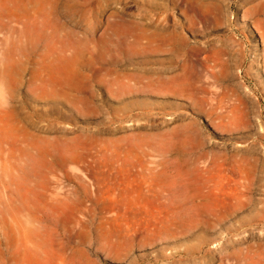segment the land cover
Returning <instances> with one entry per match:
<instances>
[{
  "label": "rangeland",
  "instance_id": "obj_1",
  "mask_svg": "<svg viewBox=\"0 0 264 264\" xmlns=\"http://www.w3.org/2000/svg\"><path fill=\"white\" fill-rule=\"evenodd\" d=\"M0 7V264H264V0ZM128 180L171 201L135 245Z\"/></svg>",
  "mask_w": 264,
  "mask_h": 264
},
{
  "label": "bare ground",
  "instance_id": "obj_2",
  "mask_svg": "<svg viewBox=\"0 0 264 264\" xmlns=\"http://www.w3.org/2000/svg\"><path fill=\"white\" fill-rule=\"evenodd\" d=\"M1 8V7H0ZM1 17V16H0ZM9 19V18H8ZM1 20V19H0ZM60 20V19H59ZM4 22V21H3ZM8 23L9 22H7V24H5L4 23V25H8ZM1 24V23H0ZM3 24V23H2ZM13 25H11V27H12ZM8 27V26H7ZM11 27H8V31L10 30L9 28H11ZM14 28V27H13ZM15 28H17V27H15ZM5 29V28H4ZM18 29V28H17ZM16 30V29H15ZM18 31V30H17ZM15 32V31H14ZM12 34H14V33H12ZM155 39V38H154ZM153 169L154 170V172H155V168L154 167H151V166H148V169ZM140 170H141V168H139ZM145 169V168H144ZM146 169H147V167H146ZM141 170V171H147V170ZM157 169H159V168H157ZM160 170V169H159ZM158 170V173H160V171ZM149 171V170H148ZM151 171V170H150ZM162 171V170H161ZM180 172H182V171H180ZM141 173H143V172H141ZM144 173H146V172H144ZM179 173V172H178ZM199 173H201V172H197V174H199ZM148 174L150 175V173L148 172ZM148 174H146V175H148ZM157 174V173H156ZM171 174V173H170ZM174 174V173H173ZM172 174V175H173ZM184 174H186L187 175V173H183L182 175H184ZM190 174V173H189ZM192 174V173H191ZM136 175H140V171H136ZM143 175H145V174H143ZM145 175V176H146ZM162 175V173L160 174V175H158V176H161ZM164 176L166 175L165 173L163 174ZM169 175V174H168ZM171 175V176H172ZM164 176H162V180H163V178H164ZM178 176V175H177ZM188 176V175H187ZM187 176H186V178H187ZM191 176V175H190ZM203 176H204V174H203ZM139 177V176H138ZM141 177H144V176H142L141 175ZM148 177V176H147ZM150 177H151V175H150ZM157 177V176H156ZM174 177H175V175H174ZM185 177V176H184ZM204 177H206V176H204ZM211 176H209V177H207L208 179L210 178ZM140 178V177H139ZM159 178V180H161ZM192 178V177H191ZM195 178H197V176L195 177ZM207 178L205 179L206 180V182H207ZM141 179V178H140ZM147 178H145V180H146ZM210 179H213V178H210ZM228 179V178H227ZM127 180V179H126ZM142 180H144V178H142L141 179V181ZM148 180V179H147ZM164 180H167L166 178H164ZM187 180V179H186ZM189 180H190V178H189ZM198 180V179H197ZM229 180V179H228ZM227 180V182H226V180H224L225 181V184L226 183H228L229 181ZM234 180V179H233ZM150 181H152V180H150ZM154 181V180H153ZM152 181V182H153ZM171 181V180H170ZM170 181H168L167 183H169ZM185 181V180H184ZM193 181V180H192ZM191 181V182H192ZM212 181H214V179L212 180ZM212 181L209 183V184H212ZM160 182H163V181H160ZM173 182V181H172ZM190 182V183H191ZM218 182H219V180H218ZM217 182V183H218ZM234 182V181H233ZM165 183V182H164ZM164 183H162L163 184V186H164ZM184 183V182H183ZM188 183H189V181H188ZM193 183V182H192ZM224 183V182H223ZM158 184V185H157ZM157 184H150V183H146V182H140V183H138V184H132L129 180L128 181H126V182H123L122 184H119V186H117V187H113V188H111L110 190H106V192L104 193V196L106 197V198H108L109 200H113V199H119L120 201H125V202H129L130 204H131V206H133V209H134V217H133V219L131 220V223L129 224V228L126 230V232H125V238L127 239V241L129 240V239H133L134 240V238L136 237L137 238V236L138 235H140L141 233H144L145 232V234H147L146 232H149V233H155V231L156 230H158V226H157V223H159L160 221H161V219H162V216H161V212H163V210L159 207V206H155V207H153V208H150L149 206L151 205V203L153 204H155V203H159V205L160 204H162V200H169L168 199V189L167 188H165V187H162L160 184L161 183H157ZM171 184V183H170ZM203 184H205L204 182H203ZM215 184H216V180H215ZM235 184V186H236V183H234ZM160 185V186H159ZM177 185H178V183H177ZM179 185H180V183H179ZM183 185V184H182ZM208 185V184H207ZM214 185V184H213ZM218 185V184H217ZM231 185V184H230ZM173 186H174V184H173ZM209 186V185H208ZM206 187L207 189L209 188L210 189V187ZM215 186V185H214ZM220 186V185H219ZM229 186V185H228ZM237 186H239V184H237ZM236 186V187H237ZM246 185H244V186H242L243 188L245 187ZM182 187H184V186H182ZM218 187V186H217ZM232 187V186H231ZM230 187V191H231V189L232 188H234V187H232L231 188ZM246 187H248V186H246ZM169 188V187H168ZM172 188V187H171ZM174 188V187H173ZM201 188H202V186H200V191H201ZM213 188H215V187H213ZM219 188V187H218ZM218 188H216V189H218ZM170 189V188H169ZM176 189H178V188H176ZM183 189V188H182ZM241 189V188H240ZM246 189V188H245ZM185 190H186V187H185ZM187 190H189V189H187ZM211 190V189H210ZM219 190H220V188H219ZM226 190V189H225ZM234 190V189H233ZM231 191L232 193H230L228 190L227 191H225V192H229L230 194H233V192L234 191ZM236 190V189H235ZM239 190V189H238ZM237 190V191H238ZM248 190V189H247ZM171 191V190H170ZM170 191H169V193H170ZM177 191V190H176ZM223 191V190H222ZM243 191V190H242ZM241 191V192H242ZM188 192V191H187ZM206 192H208V190L206 191ZM219 192H221V191H219ZM240 192V193H241ZM246 192V191H245ZM176 193H178V192H176ZM213 192L211 191V193L210 194H212ZM222 193V192H221ZM220 193V194H221ZM224 193V192H223ZM238 193V192H237ZM240 193H238V194H240ZM243 193V192H242ZM241 193V194H242ZM247 193V192H246ZM245 193V194H246ZM249 193V192H248ZM171 195H172V193H170ZM169 194V195H170ZM174 194V193H173ZM189 194H191V193H189ZM219 194V195H220ZM240 194V195H241ZM183 195V194H182ZM214 195V194H213ZM213 195L211 196V197H213ZM223 195V194H222ZM235 195H237V194H235ZM233 196V197H236V196ZM244 195V194H243ZM248 195V194H247ZM246 195V196H247ZM175 196H177L176 194H175ZM175 196L174 197H172V198H175ZM181 196V195H180ZM179 196V197H180ZM184 196H186V195H184ZM194 196V195H193ZM224 196V195H223ZM237 196H239V195H237ZM242 196V195H241ZM245 196V195H244ZM182 198H183V196H181ZM192 197V196H191ZM218 197V196H217ZM178 198V197H177ZM189 198V197H188ZM193 198V197H192ZM215 198V197H214ZM237 199H238V197H236ZM239 198H240V196H239ZM180 199V198H179ZM199 200V199H198ZM166 201H165V203H166ZM170 201V200H169ZM174 201V200H173ZM177 201H179L178 199H177ZM187 201V200H186ZM200 201V200H199ZM237 201V200H236ZM149 202H150V205H149ZM171 202V201H170ZM189 202V201H188ZM191 202V201H190ZM196 202H197V200H196ZM164 203V204H165ZM184 204H185V202H183ZM187 203V202H186ZM192 203V202H191ZM218 203V202H217ZM153 204V205H154ZM163 204V205H164ZM178 204V203H177ZM182 204V203H181ZM192 204H194V203H192ZM235 204V203H234ZM233 204V205H234ZM162 205V206H163ZM195 205V204H194ZM206 205V204H205ZM219 205H222V204H219ZM218 205V206H219ZM242 205H243V203H242ZM168 206H169V204H168ZM179 206H181V205H179ZM178 206V207H179ZM187 206V205H186ZM192 206V205H191ZM196 206V205H195ZM207 206V205H206ZM209 206V205H208ZM207 206V207H208ZM227 206H228V204H227ZM235 206V205H234ZM241 206V205H240ZM182 207H184V205L182 206ZM181 207V208H182ZM210 207V206H209ZM209 207H208V209H209ZM220 207V206H219ZM222 207V206H221ZM224 207V206H223ZM226 207V206H225ZM243 207V206H242ZM164 208V207H163ZM191 208V207H190ZM189 208V209H190ZM196 208V207H195ZM198 208V207H197ZM173 208H171L170 210H172ZM179 209V208H178ZM187 209V208H186ZM218 208H216L215 209V211L217 210ZM221 209V208H220ZM229 209V208H228ZM168 210H169V208H168ZM226 210H227V208H226ZM165 211V210H164ZM167 211V210H166ZM220 210H218V212H219ZM234 211H235V209H234ZM183 212H185V211H183ZM189 212V211H188ZM192 212H194V211H192ZM217 212V211H216ZM225 212V211H224ZM233 212V211H232ZM190 213H191V211H190ZM226 213H228V211L226 212ZM238 213V212H237ZM175 214V213H174ZM178 214L179 213H177V215L175 216L174 215V218H173V215H172V218L173 219H175V217H179L178 216ZM181 214V213H180ZM184 214V213H183ZM187 214V213H186ZM159 215V216H158ZM191 215V214H190ZM209 215H210V213H209ZM222 215V214H221ZM227 215H229V214H227ZM181 216V215H180ZM195 216V215H194ZM193 216V217H194ZM197 216H201V215H199V213H197L196 214V217ZM224 216V218H226L225 217V215H223ZM218 217V216H217ZM168 218V217H167ZM166 218V219H167ZM171 218V219H172ZM200 218V217H199ZM181 219V218H180ZM185 219H186V217L184 218V221H185ZM189 219V218H188ZM187 219V220H188ZM130 221V220H129ZM181 221V220H180ZM183 221V220H182ZM214 221V220H213ZM219 221V220H218ZM165 222V221H164ZM177 222V225H178V221H176ZM176 222H174V224H176ZM190 222V221H189ZM212 222V221H211ZM210 222V223H211ZM221 222V221H220ZM180 223H182V222H180ZM190 223H193V222H190ZM173 224V223H172ZM184 224V223H183ZM182 224V225H183ZM186 224V223H185ZM176 225V226H177ZM181 225V224H180ZM181 225V226H182ZM194 225H196V224H194ZM161 226H163L164 227V225H161ZM168 226H170V224L168 225ZM201 226V225H200ZM171 227V226H170ZM188 227V226H187ZM194 227H196L197 228V226H194ZM194 227H192V229L194 228ZM202 227V226H201ZM180 227H178L177 229H179ZM185 228V227H184ZM183 228V229H184ZM204 228V227H203ZM202 228V229H203ZM162 229V228H161ZM163 230V229H162ZM174 230V229H173ZM185 230V229H184ZM183 230V231H184ZM161 231V230H160ZM166 232H168V230H165ZM171 231H172V228H171ZM175 232L174 233H176V230H174ZM157 232V231H156ZM163 232V231H162ZM184 232H186V231H184ZM180 233V232H179ZM177 234V235H180V234ZM181 233H182V231H181ZM161 234V233H160ZM157 235H158V233H157ZM176 235V234H175ZM154 236V235H153ZM166 236V235H165ZM174 236V235H173ZM182 236V235H181ZM155 237H157V236H155ZM179 237V236H178ZM125 238H121L120 237V239H118L117 241H115L117 244H121L122 245V240L123 239H125ZM161 238V237H160ZM163 239H161V241H162ZM167 240V239H166ZM169 240V239H168ZM171 240V239H170ZM126 241V240H125ZM125 241H124V243H123V245H125ZM132 241V240H131ZM131 241H128L129 243L131 242ZM151 241V240H150ZM156 241V240H155ZM159 241V240H158ZM133 242V241H132ZM132 242L130 243V244H132ZM154 242V241H153ZM128 243V244H129ZM135 243V242H134ZM132 244V245H135V244ZM144 243H145V241H144ZM147 243V242H146ZM145 243V244H146ZM151 243V242H150ZM155 244H157V243H155ZM146 245H148V243L146 244ZM152 246V245H151ZM127 247H128V245H127ZM127 247H126V249H127ZM134 247V246H133ZM125 249V248H124ZM131 249V248H130ZM131 250H133V249H131ZM127 251V250H126ZM128 251H130L129 250V248H128ZM131 252V251H130ZM128 253V252H127ZM127 253H124V254H127ZM123 254V255H124ZM124 256H126V255H124Z\"/></svg>",
  "mask_w": 264,
  "mask_h": 264
}]
</instances>
